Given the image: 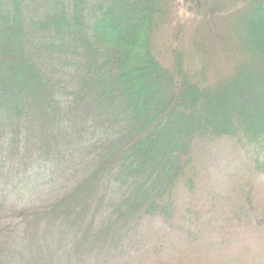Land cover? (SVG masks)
Returning a JSON list of instances; mask_svg holds the SVG:
<instances>
[{"label":"trees","instance_id":"trees-1","mask_svg":"<svg viewBox=\"0 0 264 264\" xmlns=\"http://www.w3.org/2000/svg\"><path fill=\"white\" fill-rule=\"evenodd\" d=\"M243 4L167 57L176 0H0V264H86L169 222L218 144L264 162V0ZM257 213L246 252L151 264H264Z\"/></svg>","mask_w":264,"mask_h":264},{"label":"rangeland","instance_id":"rangeland-1","mask_svg":"<svg viewBox=\"0 0 264 264\" xmlns=\"http://www.w3.org/2000/svg\"><path fill=\"white\" fill-rule=\"evenodd\" d=\"M176 2L174 20L161 27L155 37L157 50L167 57L174 48L184 47L201 17L224 14L239 5L242 7L247 0ZM179 30L182 39L176 46L171 37ZM219 51L217 62L228 66V60ZM205 154L202 183L195 193L181 195L172 220L166 223L161 219H146L119 249L99 258L92 257L86 264H151L187 245L205 246L215 252L222 243L231 255L246 252L241 241L246 239L250 243L255 228L249 220L257 211L264 216V162L251 167L228 143L209 148Z\"/></svg>","mask_w":264,"mask_h":264}]
</instances>
